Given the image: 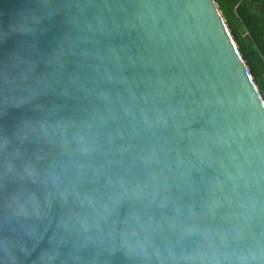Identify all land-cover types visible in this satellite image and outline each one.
Instances as JSON below:
<instances>
[{
  "label": "water",
  "instance_id": "obj_1",
  "mask_svg": "<svg viewBox=\"0 0 264 264\" xmlns=\"http://www.w3.org/2000/svg\"><path fill=\"white\" fill-rule=\"evenodd\" d=\"M0 264H264V95L216 0H0Z\"/></svg>",
  "mask_w": 264,
  "mask_h": 264
},
{
  "label": "trees",
  "instance_id": "obj_2",
  "mask_svg": "<svg viewBox=\"0 0 264 264\" xmlns=\"http://www.w3.org/2000/svg\"><path fill=\"white\" fill-rule=\"evenodd\" d=\"M264 95V0H216Z\"/></svg>",
  "mask_w": 264,
  "mask_h": 264
}]
</instances>
